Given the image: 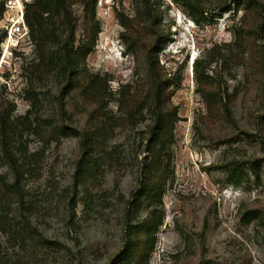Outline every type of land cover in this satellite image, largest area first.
<instances>
[{
  "label": "rangeland",
  "instance_id": "rangeland-1",
  "mask_svg": "<svg viewBox=\"0 0 264 264\" xmlns=\"http://www.w3.org/2000/svg\"><path fill=\"white\" fill-rule=\"evenodd\" d=\"M32 8L0 47V264H264V0Z\"/></svg>",
  "mask_w": 264,
  "mask_h": 264
},
{
  "label": "built area",
  "instance_id": "built-area-1",
  "mask_svg": "<svg viewBox=\"0 0 264 264\" xmlns=\"http://www.w3.org/2000/svg\"><path fill=\"white\" fill-rule=\"evenodd\" d=\"M28 0H3V12L0 17L2 37L0 39L1 53L11 55L16 49L30 39L29 28L25 21L24 9Z\"/></svg>",
  "mask_w": 264,
  "mask_h": 264
},
{
  "label": "trees",
  "instance_id": "trees-1",
  "mask_svg": "<svg viewBox=\"0 0 264 264\" xmlns=\"http://www.w3.org/2000/svg\"><path fill=\"white\" fill-rule=\"evenodd\" d=\"M57 2L62 6L65 5V0H57ZM24 16H25L26 24L29 28V33H31V36L34 39L36 37L35 33H33L35 32L34 27L37 26L38 33L42 31L43 17L41 16V12L36 8H32L29 12H26L24 9Z\"/></svg>",
  "mask_w": 264,
  "mask_h": 264
},
{
  "label": "bare ground",
  "instance_id": "bare-ground-1",
  "mask_svg": "<svg viewBox=\"0 0 264 264\" xmlns=\"http://www.w3.org/2000/svg\"><path fill=\"white\" fill-rule=\"evenodd\" d=\"M181 20H182V17L179 16V17L177 18L178 23L181 22Z\"/></svg>",
  "mask_w": 264,
  "mask_h": 264
}]
</instances>
